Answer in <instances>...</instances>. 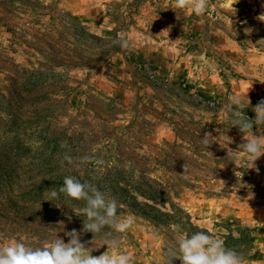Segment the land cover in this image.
<instances>
[{"label": "rangeland", "instance_id": "obj_1", "mask_svg": "<svg viewBox=\"0 0 264 264\" xmlns=\"http://www.w3.org/2000/svg\"><path fill=\"white\" fill-rule=\"evenodd\" d=\"M212 2L224 22L175 0H0V245L76 230L92 256L164 264L177 237L203 231L264 264V154L249 168L251 134L231 123L238 112L255 124L264 100V0H238L232 28L229 0ZM233 95L249 104L229 112ZM252 132L264 146V127ZM67 176L134 218L113 233L118 248L96 249L83 201H47Z\"/></svg>", "mask_w": 264, "mask_h": 264}, {"label": "clouds", "instance_id": "obj_2", "mask_svg": "<svg viewBox=\"0 0 264 264\" xmlns=\"http://www.w3.org/2000/svg\"><path fill=\"white\" fill-rule=\"evenodd\" d=\"M238 0H229L228 10L233 14L228 17L227 27L232 28L231 16L235 15L236 9L233 7ZM175 8L178 11H189L191 14L203 17L209 9H215L216 15L224 22V17L220 10L213 4L212 0H175ZM122 48L129 47V41L125 36H121L118 41ZM177 54L183 50L177 48ZM250 89V88H249ZM245 101L248 102L247 95H233L228 105V111L233 108H242ZM255 124L245 119L237 112L236 118L231 119L232 126H238L243 133L251 134V139L241 145L242 155L248 158L250 167H254V162L264 154L259 138L253 135V125L264 127V100L255 108ZM206 149L211 142V135L206 133L203 139H200ZM228 143L231 140L228 138ZM71 163V157H66ZM184 168V167H183ZM187 171L184 168V173ZM183 173V174H184ZM182 174V175H183ZM187 179V176H184ZM64 194L67 198L74 201H83L84 207L80 214L84 216L83 231L91 232L93 236L101 235L99 247L106 245L107 248L116 249L119 247V237L113 236V233L126 234L134 224V218H119L117 216V200L106 191H101L94 184L84 182L67 176L63 180V186L59 187V192L52 191L49 194L51 201L57 198L59 194ZM111 229L104 232V229ZM177 232L181 231L179 225L175 226ZM70 237L65 243L62 239L54 238L50 240L47 247H30L23 242H12L6 245H0V264H134V256L125 252L118 255L105 254L92 256L90 253L94 250L86 248L80 241V234L76 230L65 233ZM92 243V241H91ZM174 259H179L181 264H243V257L234 249L226 248L220 238H214L212 235L198 231L191 236L177 237L174 243L166 248L164 264H172Z\"/></svg>", "mask_w": 264, "mask_h": 264}]
</instances>
